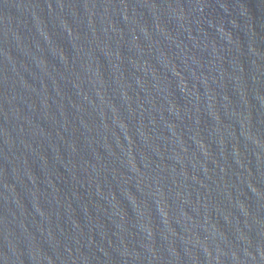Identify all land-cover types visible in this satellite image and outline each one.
<instances>
[{
  "label": "water",
  "instance_id": "obj_1",
  "mask_svg": "<svg viewBox=\"0 0 264 264\" xmlns=\"http://www.w3.org/2000/svg\"><path fill=\"white\" fill-rule=\"evenodd\" d=\"M0 264H264V0H0Z\"/></svg>",
  "mask_w": 264,
  "mask_h": 264
}]
</instances>
